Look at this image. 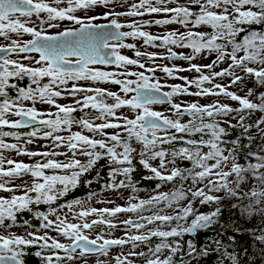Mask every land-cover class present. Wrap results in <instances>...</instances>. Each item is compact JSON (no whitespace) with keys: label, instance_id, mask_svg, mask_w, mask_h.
<instances>
[{"label":"snow or ice","instance_id":"obj_1","mask_svg":"<svg viewBox=\"0 0 264 264\" xmlns=\"http://www.w3.org/2000/svg\"><path fill=\"white\" fill-rule=\"evenodd\" d=\"M97 8L105 9L102 15L78 14ZM145 16L164 18L136 19ZM128 18L132 21L127 22ZM101 20L106 22H97ZM176 24L186 31L177 29L157 35L145 30L153 25ZM256 25L264 26V0H185V3L179 0H0V37L10 41L0 45V193H11L0 195V229L4 230L0 232V264H25L31 248L39 249L34 255L41 264H77L89 255L108 256L113 247L123 248L129 243L133 250L127 256H116L115 264H135L129 258L133 256L143 257L145 264H193L198 257H208L213 251L219 254L218 264L225 261L240 264L239 254L229 252L219 239L213 241L215 248H197L189 241L187 258L179 254L182 253L180 240L185 235L220 225L226 197L247 200V204H232V207L240 209L242 216L259 215L264 221V147L245 153L246 163L242 164L239 162L240 149L244 147L242 137L226 139L231 135L229 129L242 128L243 138L249 141L254 139L249 134L253 128L264 133V116L254 124L245 122L246 116L264 113V93L258 96L260 103H254L249 98L253 89H248L244 96L229 90L252 79L264 86V31L253 30ZM201 26L212 31H197ZM50 29L57 31L53 34ZM241 34L242 38L238 39ZM24 36L30 39L24 40ZM135 41H142L145 50ZM149 47L163 48L166 54L149 52L146 50ZM122 49L132 51L133 57L122 54ZM213 53L216 59L210 64L192 63L198 56ZM13 55L22 59H13ZM158 60L173 63L161 65L156 63ZM181 60L188 62L189 67L175 65V61ZM225 61H230L228 67L213 71ZM205 70L208 74H204ZM158 71L172 80H182L183 84L162 83L156 76ZM181 72L200 75L190 79L179 75ZM218 77H230L231 82L214 83ZM25 79L29 83L21 87L18 82ZM82 81L90 83L82 86ZM103 84L116 85L119 91L99 86ZM165 87L170 90L162 91ZM191 88L196 91H190ZM13 90L14 96L10 95ZM179 96H223L238 102L239 107L233 108L219 100L208 104L174 102ZM68 98L73 100L72 104L58 102ZM165 103L170 106L171 115L154 110V105ZM38 104L55 111L42 110ZM86 109L94 114L85 112ZM78 111L85 113L80 119L74 116ZM185 116L189 119L182 122ZM73 125L82 131L73 132ZM5 128L31 130L21 134L4 131ZM85 131L91 135L84 134ZM64 132L68 135L61 134ZM6 137L17 142L6 143ZM37 139L50 140L48 150L27 148ZM177 140L188 146L170 153L162 147ZM248 147L251 149V144ZM5 150L41 159L25 163L6 158ZM79 157H85L86 162ZM251 158L256 162L252 163ZM101 160H107L110 165L106 190L131 187L133 193L138 191L132 181L134 160L150 173L146 179H155L162 185L176 182L179 187L171 192H157L148 199L133 194L126 206L112 208L86 207L84 201L75 200L65 206L69 212L76 207L81 209L74 212L71 220L67 215H57L56 209L47 214L37 213L42 229H50L58 234L56 237L46 231L43 234L27 231L23 235L11 231L17 226L18 214L31 212L33 205H50L67 195ZM178 160L190 163L191 167H180ZM153 161L158 164L154 165ZM25 176L31 179L23 180ZM18 179L22 182L14 184ZM189 179L191 185L185 188L184 182ZM252 181L256 186L243 191L245 182ZM94 195L90 193L89 198ZM183 201L187 203L182 204ZM197 202L212 206V210L198 211L194 208ZM165 207L172 209V213H166ZM145 212L152 215H144ZM120 213L136 214L138 219H125L122 223L138 234L112 238L110 232L97 231L101 227L117 228L112 218ZM24 223L27 226V221ZM92 232L97 234L92 237L89 235ZM259 232L257 238L264 243V228ZM152 238L159 240L155 247L149 246L148 252L135 251Z\"/></svg>","mask_w":264,"mask_h":264},{"label":"trees","instance_id":"obj_2","mask_svg":"<svg viewBox=\"0 0 264 264\" xmlns=\"http://www.w3.org/2000/svg\"><path fill=\"white\" fill-rule=\"evenodd\" d=\"M196 30L197 31L208 30L210 32L212 31V29L207 26H201L200 29H196ZM253 30L264 31V26H259V25L253 26ZM242 35L243 34H241V37H238V39H241ZM156 76L158 78L167 77L162 72L156 73ZM18 83L21 87H26L29 81L25 79L19 81ZM256 85L259 92L264 93V86H261L257 83ZM10 95L14 96L15 91L13 90L10 93ZM254 103H260L259 99ZM76 114L78 113L76 112ZM253 114H262L264 116V113H260V112H255ZM233 115L235 114L233 113ZM75 116H77L76 117L77 119L81 118L80 115H75ZM7 131H10V129H7ZM229 131L231 132V135L226 138L228 140L236 139L238 136L242 137L241 144L244 145V147L240 149V158L244 159L245 153L249 152L250 150L258 151L261 147H264L263 136L256 137L255 135L250 134L251 136L254 137V139L252 141H249L246 138H243L242 128L229 129ZM25 132H28V130L26 129ZM196 138L198 139L199 137L197 136ZM249 144H251V149H249L248 147ZM187 146L188 145L184 144L182 141L177 140L172 145H163L162 147L166 151H169L170 153L173 150H179L181 147H187ZM137 147L139 146L137 145ZM227 147H230V145ZM243 161L246 163L245 159ZM251 162L255 163L256 161L254 158H251ZM134 165H135V172L132 174V181L134 186L138 190L135 193L144 194L146 197L150 198L151 195H154L157 192H159L161 188H163L164 186H169L170 192L179 187V184L176 182H173L172 184L162 185L159 181L155 179L152 180L146 179V177L150 175L148 170L143 168V166L139 164L138 160H134ZM109 172H110L109 162L107 160L99 161L93 170H91L88 173H85L81 177L80 185L74 190L70 191L67 195L60 197L50 205L49 204L33 205L32 206L33 210L31 212H24L18 214L17 226L29 227L32 229L40 230L42 229V221L36 219L37 213L43 212L47 214L51 209L60 210L64 208L67 204L75 200L89 198L90 193H96L97 195L106 191H111V190H106L104 187L105 184L110 183ZM88 181H91V183H88ZM190 185H191L190 179L184 182L185 188H188ZM253 186H256L255 181H252L250 183L245 182L243 191H250L251 187ZM188 195L190 196V193H188ZM145 196L144 199H147ZM181 203L186 204L187 201H183ZM240 203L247 204L248 201L245 200L241 202L226 197L222 205L223 212L220 220V225H225L226 227L222 228L220 227V225H214L210 229L198 231L196 236L194 237L185 235L182 238V240H180V243L182 244V253L179 255H183L185 258H187L186 253L188 250L189 241L194 243L197 248H204L206 246H211L212 248H215V244L213 243V241L219 239L222 241L223 245L228 246L229 252L234 251L235 253L239 254L240 264H264V243H262L257 238L260 234L259 230L261 228H264V221L261 220V217L259 215H256L252 218L242 216L240 209L232 207V204H240ZM197 204L199 203L197 202L194 206H196ZM161 207H164V205H161ZM165 209L167 208L165 207ZM203 209H206V211H211L212 206L203 205ZM144 215H152V213L145 212ZM25 221H27V226L24 223ZM236 228H239L240 231H235ZM230 238H234V240ZM173 239H178V238H173ZM158 243H159L158 238H152L151 241L143 245H146L149 248V246L155 247V245ZM37 250L39 249L38 248L28 249L29 254L25 257V264H41L40 259L34 255V253ZM179 255L177 257L178 261H179ZM219 260H220L219 254L216 253L215 251H213L211 255H209L208 257L197 258L198 264H218ZM197 261H193V264H197ZM225 264H228V262L225 261Z\"/></svg>","mask_w":264,"mask_h":264},{"label":"rangeland","instance_id":"obj_3","mask_svg":"<svg viewBox=\"0 0 264 264\" xmlns=\"http://www.w3.org/2000/svg\"><path fill=\"white\" fill-rule=\"evenodd\" d=\"M49 2H51V0H49ZM137 2H139V0H137ZM179 2L180 3H185V0H179ZM169 6L171 7L173 5H169ZM118 10H124V9H118ZM193 10L194 11H198V9H195V8ZM104 11H105V9L97 8V9H92V10H90L87 13L81 12V13H78V14L82 15V16L83 15H93V14L102 15ZM162 18H164V17L163 16H153V17L145 16L143 18H136V19L148 20V19H162ZM33 20H35V17H33ZM122 20H123V18H122ZM131 21H132V18H128L127 22H131ZM97 22H105V21L101 20V21H97ZM64 23L67 24L68 22H64ZM177 29H179V31H181V32L186 31V29H184L179 24L166 25L164 27H160V26H156V25L154 26L153 25L151 28H147L145 30L146 31H150L153 34L159 35V34H163V33L168 32V31H176ZM56 31H57L56 29H50L49 30V32L53 33V34ZM201 31H203V30H201ZM204 32H209L210 33V31H208V30H204ZM23 39L27 40V39H30V37L24 36ZM9 42L10 41H5L3 39V37H0V45L7 44ZM127 42H133V41H127ZM135 43L137 44L138 47L141 48L142 51L145 50V48L142 47V41H135ZM146 50L149 51V52H160V53L166 54L164 52L163 48H151V47H149ZM174 50H176L178 52H185V53L189 52L188 49H174ZM121 52H122V54L128 55L130 57H133V55H134V53L132 51L128 50V49H122ZM32 55H37V54H32ZM12 58L13 59H17V58L22 59V57H16L15 55H13ZM215 59H216V56H215L214 53L213 54H203L201 56H198L197 59L195 61H193L192 63H196V64H210ZM24 63L27 64L29 62L28 61H24ZM156 63L157 64H161V65L168 64L169 66H172L173 62H169V61H165V60H158V61H156ZM174 63H175V65H177L179 67H183V68H188L189 67L188 62H186V61H182L181 60V61H175ZM229 63H230V61H225V63L221 64L219 67L214 68L213 71H221L223 68L228 67ZM103 70L114 71L115 68L113 67L112 69H103ZM133 70H138V69H133ZM157 73H161V72L158 71ZM204 74H208V71L205 70ZM239 74L240 75H244L242 72L239 73ZM179 75L187 76L190 79H195L200 74L199 73H195V72H181V73H179ZM160 79H161V82L164 83V84H183V81L182 80H178V79L177 80H172V79H170L168 77H163V78H160ZM44 82H47V81L45 80ZM216 82L222 83V84H229L231 82V78L230 77H224V78H219L218 77V78H216L214 83H216ZM80 83H81L82 86H88L90 82H83L82 81ZM99 86L103 87L105 89L111 90V91H119V88L116 85L103 84V85H99ZM205 87H210V85H205ZM241 88L243 90H241ZM248 89H253L254 90L253 95L251 97H249V98L253 102L257 101L258 100V96H259V94L261 92H259V90L257 89V85H256L254 79L246 80V82L243 83L242 85H240V84L233 85L229 90L233 91V92H236L240 96H244L247 93ZM162 90L169 91L170 89L165 87ZM189 90L190 91H196L195 88H191ZM214 100H219V102L223 103V104H229L233 108L239 107L238 102L231 101L227 97H223V96H221V97L179 96V97H175L174 98V102H179V101H183L185 103L199 102L200 104H208V103H211ZM58 102L61 103V104H72L73 100L71 98H68V99H65V100H59ZM108 102L111 103V100H109ZM37 107L42 109V110L55 111V109H51L50 106H48V105H40V104H38ZM153 107H154V110H156V111L171 115L170 106L168 104H158V105H154ZM122 111L127 113V109H124ZM85 112L94 114V111L91 110V109H86ZM77 113L78 114L74 113V116L75 115H80L82 117L85 114V113L79 112V111ZM261 116H263V115L262 114H252L250 116H246L245 117V122L254 124L258 119L261 118ZM75 117H77V116H75ZM188 119L189 118L187 116H185L183 118L182 122H187ZM221 119H227V118H221ZM232 123L235 124L236 120H232ZM224 126H226V125H224ZM30 130L31 129H29L28 131H30ZM4 131H7V128H5ZM10 131H13V130L10 129ZM72 131L76 132V131H82V130L79 128L78 125H73ZM108 131H112V130H108ZM21 134H23V133H21ZM61 134L65 135V136L68 135L67 132H64V133H61ZM84 134L91 135V134L87 133L86 131L84 132ZM249 134L255 135L256 137H259V136H263L264 137V133H259L255 128H253V130ZM26 138L27 137H25V139ZM5 142L6 143H16L17 141H15L12 137H6L5 138ZM20 143L23 144V140ZM50 144H51L50 140L37 139V140H35V142L33 144L27 145V148L29 150H33V151H46V150H48V148L46 146L50 145ZM60 150L66 151V149H60ZM3 155L6 158H12V159H15L17 161H23L25 163H34L35 160L41 159L40 157L29 158V157H26V156H19L15 152L7 151V150H5L3 152ZM79 158L82 160V162H86V158L85 157H79ZM59 159L64 160L65 157H59ZM243 160H244L243 158H240L239 162L244 164L245 162ZM152 163L154 165H156V164H158V161H153ZM178 163H179L180 167H191L190 163H188V162H184V161H179L178 160ZM5 167H7L6 164H5ZM22 179L23 180H30L31 178L28 177V176H25ZM120 179H122V177H120ZM21 182H22V180L18 179V180H16L14 182V184L18 185ZM202 186L203 185H201L200 187H202ZM160 191L170 192V187L169 186H164L163 188H161ZM133 194H135L139 199H144V196H145L144 194L133 193L131 191V188L129 187V188H126V189H120L118 191H112V190L111 191H106V192H103L101 194H97L95 196H92L91 198H85V199H81V200L85 202V206L86 207H95V208H98V209L99 208H103V207L112 208V207H115L116 205L126 206L127 202H128V199ZM0 195L10 196L11 193H0ZM146 198L148 199L149 197H146ZM100 200H104V201L112 200V201H114V203H99L98 201H100ZM194 208L197 209L200 212H204V213L209 212V211H206V209H203V205H200V204H197L196 206H194ZM79 210H81V209L79 207H76V208L73 209V212H69V209L67 207H64V208H62L60 210H57V215H59L61 217L67 215L69 217V219L71 220V217L74 214V212L79 211ZM165 212L171 214L172 213V209L167 208V209H165ZM50 218L51 219H55V217H50ZM112 219H113V222L118 225L117 228L108 230L106 228L101 227L97 231L98 232H110V236L112 238H124L126 233L128 235L138 234V233L135 232L134 229H131V230L126 229L125 226L122 223V221L125 220V219H133V220L138 219L136 214L120 213V214L117 215V217H113ZM149 227H153V226H149ZM165 230H167V229H165ZM3 231H4L3 229H0V232H3ZM11 231H13V232H15L17 234H21V235H23L27 231H35L38 234H43L46 231L48 235L53 236V237H56L58 235L57 233L51 231L50 229L49 230H44V229L36 230V229L29 228V227H21V226H16L13 229H11ZM96 234H97V232L89 233V235L92 236V237H94ZM61 239H62V241L64 243H68L67 240H63V238H61ZM131 250H133L131 243L126 244L123 248H120V247L116 246V247H113L110 250L108 256L87 257L86 260H83V259L79 260L77 262V264H115V257L116 256H120L122 254L124 256H127L128 252L131 251ZM135 251L136 252H140V251L148 252L149 248L146 245L141 244L139 247H137L135 249ZM167 254L168 253L166 252L165 255H167ZM129 258L134 260L135 264H145V261H144L143 257H135V256H133V257H129Z\"/></svg>","mask_w":264,"mask_h":264},{"label":"flooded vegetation","instance_id":"obj_4","mask_svg":"<svg viewBox=\"0 0 264 264\" xmlns=\"http://www.w3.org/2000/svg\"><path fill=\"white\" fill-rule=\"evenodd\" d=\"M106 22V21H105ZM105 22H98V23H105ZM125 30H127V29H125ZM97 67H101V68H103V69H112L113 67H105V66H97ZM13 130V129H12ZM13 131H16V130H13ZM26 130H21V133L23 132V134L24 133H26L25 132ZM161 135H163V133H161Z\"/></svg>","mask_w":264,"mask_h":264},{"label":"water","instance_id":"obj_5","mask_svg":"<svg viewBox=\"0 0 264 264\" xmlns=\"http://www.w3.org/2000/svg\"><path fill=\"white\" fill-rule=\"evenodd\" d=\"M162 91H164V90H162ZM165 104H167V103H165ZM158 105V104H157ZM21 130H26V129H18L17 131H21ZM27 130H29V129H27ZM196 234L197 233H195V234H193V235H188V236H190V237H194V236H196ZM96 256H99L98 254H94V255H89L88 257H96Z\"/></svg>","mask_w":264,"mask_h":264}]
</instances>
